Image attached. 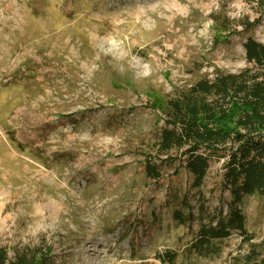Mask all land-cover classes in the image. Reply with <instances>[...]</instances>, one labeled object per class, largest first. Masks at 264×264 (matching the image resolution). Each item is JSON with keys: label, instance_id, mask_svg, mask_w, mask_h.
I'll return each mask as SVG.
<instances>
[{"label": "rangeland", "instance_id": "1", "mask_svg": "<svg viewBox=\"0 0 264 264\" xmlns=\"http://www.w3.org/2000/svg\"><path fill=\"white\" fill-rule=\"evenodd\" d=\"M259 1L0 0V245L44 238L57 264H264V195L245 197L244 230L214 240L216 256L184 247L228 214L224 159L199 188L183 148L159 179L144 169L163 157L169 100L214 67L251 66ZM177 209L193 218L179 225Z\"/></svg>", "mask_w": 264, "mask_h": 264}, {"label": "trees", "instance_id": "2", "mask_svg": "<svg viewBox=\"0 0 264 264\" xmlns=\"http://www.w3.org/2000/svg\"><path fill=\"white\" fill-rule=\"evenodd\" d=\"M259 4L264 8V0ZM210 18L217 29H229L227 16L219 19L212 14ZM243 26L247 29L248 25ZM243 49L251 66L235 73L214 67L210 77H200L169 100V125L160 129L156 145L158 156L163 157H157L158 162L150 157L144 161L147 178L157 180L162 176V167H172L176 162L170 151L183 148L181 164L193 177L191 186L199 188L211 161L224 159L222 185L230 195L228 214L219 217L217 227L200 228L199 235L184 246L189 256H216V251L208 253L214 240L227 237L230 227L244 230V213L238 206L245 197L264 195V43L248 36ZM232 123L242 130L229 128ZM187 210L172 213L179 225L193 218ZM11 251L10 255L9 249L0 245V264H57L44 238ZM166 254L174 261L173 252ZM246 258L241 264L253 259Z\"/></svg>", "mask_w": 264, "mask_h": 264}]
</instances>
